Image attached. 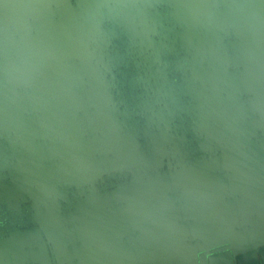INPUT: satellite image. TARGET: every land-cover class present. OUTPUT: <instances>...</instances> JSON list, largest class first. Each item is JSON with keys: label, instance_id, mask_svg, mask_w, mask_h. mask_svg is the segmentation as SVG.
Listing matches in <instances>:
<instances>
[{"label": "water", "instance_id": "95a60500", "mask_svg": "<svg viewBox=\"0 0 264 264\" xmlns=\"http://www.w3.org/2000/svg\"><path fill=\"white\" fill-rule=\"evenodd\" d=\"M0 264H264V0H0Z\"/></svg>", "mask_w": 264, "mask_h": 264}]
</instances>
